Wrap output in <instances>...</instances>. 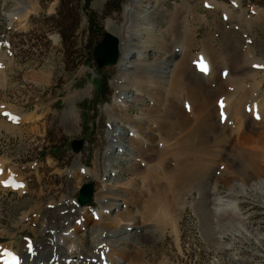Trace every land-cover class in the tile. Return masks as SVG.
I'll return each instance as SVG.
<instances>
[{"label": "rangeland", "instance_id": "374dc122", "mask_svg": "<svg viewBox=\"0 0 264 264\" xmlns=\"http://www.w3.org/2000/svg\"><path fill=\"white\" fill-rule=\"evenodd\" d=\"M106 1L93 0L91 9L98 14L105 34H111L122 44L127 28L126 10L133 0H125L120 13L110 16H104ZM181 1L144 0L140 7L139 13L149 14V18L156 12L168 17L175 13L174 18L181 23L186 19L190 22L188 28L192 32L187 38L182 36L184 39L168 38L174 44L164 53L175 54L174 64L166 85L159 88V98L163 99L158 98L151 105L157 110L155 114L138 109L145 104L138 102L132 87L125 104L128 107L121 113L114 111L123 115L116 124L125 128L116 134L126 141L132 136L133 126L126 125L125 116L143 113V117H148L145 127L149 124L159 132L146 144H136V159L120 153L116 170L106 172L109 135L116 127L110 123L107 110L114 106L118 95L113 83L120 79L123 53L120 52L116 66L98 69L94 62V69L84 64L90 35L88 22L83 18L76 35L78 56L66 60L59 33L51 31L45 19L56 14L59 0H0V186L5 185L2 182L9 176L16 185H5L10 191L0 187L1 246L13 244L15 251L20 244L25 246L29 242L35 246L45 224L59 221L58 217L48 215L44 222L46 212H57L60 205H77L80 188L93 183L95 194L91 203L75 206L88 214V231L80 233L87 246L92 243L91 229L97 227V219L91 215L98 214L102 210L100 205H104L97 200V194H107L108 185L124 198L139 221L140 228L135 229L139 235L137 242L127 244L124 250L125 264H264V187L256 186L257 180H264V0H216L220 7L208 0H188L191 10ZM16 12L22 17L10 25L7 16ZM141 22L143 30L153 24L151 19ZM142 29L140 36L144 41L147 33ZM152 34L148 33L149 38ZM206 43L211 44V49ZM200 53L213 62V74L196 69ZM251 56L261 62L258 69L250 64ZM177 62L184 64L174 69ZM174 73L180 82L176 78L171 81ZM105 81L109 103L98 99L100 84ZM255 93L259 94L257 104L250 105L248 100ZM238 97V121H234L227 109L229 102ZM83 102L85 108L80 107ZM261 114L263 120L254 119ZM201 119L204 126L198 127ZM80 140L84 146L75 154L71 144ZM242 150L255 157L239 155ZM252 164L259 170L248 167ZM79 165L97 169L99 179L76 171ZM239 184H253L254 188L228 196L231 186L237 188ZM213 197L236 201L240 214L225 215L233 226L227 229L220 248L217 238L210 239L203 232L206 218L201 208L209 203L213 207ZM34 206L37 208L31 212ZM151 207H155L161 220L146 216ZM76 224L82 225L78 221Z\"/></svg>", "mask_w": 264, "mask_h": 264}, {"label": "bare ground", "instance_id": "6f19581e", "mask_svg": "<svg viewBox=\"0 0 264 264\" xmlns=\"http://www.w3.org/2000/svg\"><path fill=\"white\" fill-rule=\"evenodd\" d=\"M142 3H144V0H133L130 7L126 10L127 11L126 12V20H127L126 27L127 28H126V30H124V32H125L124 42L120 45V52H122L124 55V57L122 58V60L119 63L121 76L119 77L120 79H118L117 81H115L113 83V87L118 92V95L116 97V102H115L114 106L109 107V109L107 110V113L110 116V123L115 124L116 127L114 128L113 133H110V135H109L111 146L107 150L106 156H105V167H104V169L106 172H108V170H110V171L116 170L115 165L121 159L120 153H126L125 157H129L131 160H134V159H136V157H138L136 144L138 142L139 143L142 142V143L146 144L147 141H150V140H152V138L157 136L156 132L157 131L159 132V130L155 129V127L150 128L149 124L145 127V124L148 122V120H147L148 117H143L142 116L143 113H141L142 115L137 116V117L125 116L124 119H126V125L132 124V126H133L132 136L129 137V139H127V141H126V138H124L122 135L118 136L119 133H121V131H119V129H123L125 127L117 126V124H116L117 118L120 119V117H122L123 115H119V113H121V111H124V109H126L128 107L125 104L128 102L127 99L129 98L128 95H129V88L130 87H132L133 90L136 91V93H137L136 99L138 100V102L145 104L144 107L139 106L138 109L141 110V112H145V111H151L152 112L153 111L154 112L153 115L155 114L156 109L151 107V105H152L153 101L155 103L156 99L159 98L160 92H161V89L159 90V88L166 85L168 73L170 72V68L174 64L173 58L175 57V54L173 52L172 53H164V51L166 49H168V46L174 44V42L172 41L173 42L172 43L168 38H170L171 36L172 37L177 36V38L185 36V38H187L186 35H188L190 32H192V30L189 32L188 26L190 25V22L185 18L186 16L184 17V20L185 19L186 20L183 23H181L176 18H174V15H176L175 13L170 14L169 17L166 16V14L162 15V14L157 13V12L153 13V15L150 14L151 15L150 18L148 17L149 14L145 15V13H144V15H141V13H139V10H140ZM181 3L186 5L188 3V0H182ZM208 3L212 4L214 6H216V5L219 6L218 2L216 0H211V1L208 0ZM188 4L186 5V8L191 10V8ZM25 8L27 9L28 7H24L23 9L25 10ZM223 11H226V9L223 8ZM152 12H154V11H152ZM20 14L21 13H19V12L9 14L7 16L9 24L10 25L15 24V22L19 21V19H21L19 17H22ZM24 17H25V14L23 15V18L21 21L24 20ZM147 19L148 20L151 19L153 24H149V22H148L149 25L147 26L146 25L147 22H144L146 25L145 26L146 28L143 30L141 27V26H143V24H142L143 22H141V21L142 20L148 21ZM164 24L166 25V29L164 28L165 27ZM140 28L142 29V31H145L144 34L147 33V37H145L144 41L141 40V36H140L141 35L140 30L141 29ZM158 28H159V30H155ZM161 29H165V30L162 31ZM149 32H151V33L153 32V34L150 38L148 36ZM190 39H191V35H190ZM187 41H188V39H187ZM184 42H186V40ZM206 45H207V43H206ZM207 46H209L211 49V44L210 45L208 44ZM138 49H140V51L136 52V50H138ZM180 49H182V48H180ZM133 52L137 53L135 59H133V56H132ZM204 55L202 53H200L198 55L199 58H197L198 60L196 62L197 63L196 69H198V72H200V73H204L207 71V72H211L213 74V72H215V71H213V65H212L213 62L211 63L210 58L208 56H206V55L204 56ZM175 64H176V66L174 67V69L175 68L179 69L182 67V65L184 63L183 62H181V63L177 62ZM202 64L206 65L205 71H202L200 69V66ZM250 64H253L252 65L253 69H258L260 67L261 62L256 61L255 57L251 56ZM235 67H236V65H235ZM248 67H249V65H248ZM261 69H263V68H261ZM175 73H176V70H175ZM175 73L173 74V78H171V81L176 78ZM131 79H134V80L131 81ZM121 80H125V81L121 82ZM177 80L179 81L180 79H177ZM185 82L186 81H184V84H185ZM176 83L178 84V82H176ZM178 85L176 87H178ZM258 95L259 94H256V93L251 95L250 100H248L250 103L249 102L248 103L250 105L257 104ZM160 99H163V98H159V100ZM159 100H158V102H159ZM239 101L240 100L238 97V98H236L235 101H231L228 104L227 112H228L230 118L233 119L234 121H238V118H236V116H235V111H236V106L238 105ZM154 107H156V106H154ZM240 107L238 108V111H240ZM116 110L117 111L119 110L118 114L116 112H114ZM13 113H15V112H13ZM114 113H116L117 115ZM211 113L213 114V112H211ZM259 113H261V112H259ZM228 114H227V116H228ZM145 115L148 116L147 114H145ZM153 115H150L149 117H154ZM10 116H12V118H13V114H10ZM69 116H70V114H69ZM71 116L74 117V115H71ZM260 117L254 118V116H253V118L257 121L260 119L263 120L262 114L260 115ZM13 119H15V118H13ZM151 120H152V118H151ZM202 120L203 119H201L199 121L198 127L204 126L203 125L204 121L202 123ZM197 123H195V124L197 125ZM110 127H111V124H110ZM209 130H210V132L212 131L211 128ZM117 131H118V135L116 134ZM139 131L142 132L141 136L137 140H134L136 137H138ZM252 134L253 133L250 132V135H252ZM215 140H216V138H215ZM218 141H219V139H218ZM189 144H190V142H189ZM138 149L140 150V148H138ZM175 149H177V148H175ZM170 151H171V149H170ZM240 153L241 154H239V155L245 156L247 158L255 157L252 152L247 151V150H242ZM172 157H173V155H172ZM248 167L252 168L254 171L259 170V168L256 167V165H254V164H252ZM75 170L81 171V173H84V174L93 175L95 178L99 179V174L97 172L98 171L97 169H96V171H94L91 169L83 168V167H81V165H79L78 167L75 168ZM6 171H7V169H6ZM4 172H2V173H4ZM4 174H6V172ZM7 174H8V172H7ZM0 175H2V174H0ZM15 175H16V177L18 176L17 174H15ZM3 176L7 177L6 175H3ZM9 178H12V177L9 176ZM9 178L6 180H9ZM3 180H5V179H3ZM6 180L3 182L6 183L7 182ZM20 181H22V179ZM257 183H258V185H256V186H258V188L262 189L264 187V180H261V179L257 180ZM11 184H13L12 186H16L15 180H13V178H12ZM234 185H236V184H234ZM234 185H232L231 188L229 189V191H228L229 193H227L228 196L233 195L235 197V195L243 193L245 191V189L248 187L254 188L253 184L252 185L250 184L249 186L239 184L236 186L237 188H235ZM106 186L108 187V189L106 190L107 194H105L104 192H103L104 193L103 195L98 196V194H97V200L100 201V204L104 203V205H100V206H102V210L98 211L99 212L98 214L93 213L91 215V217H93V219H97L96 220L97 221V223H96L97 227L94 229H91L92 243H88V240H87L88 246L86 244H84L83 239H82V234H80V233H83L84 231L85 232L88 231V226H87L88 214L86 213V211L80 210L79 209L80 206L76 205V203H75V206L79 207L78 209L73 205H60L59 207L57 206V209H58V210H56L57 212H46V214L44 216V222H46L45 220H46L48 215L55 216L54 219L56 217H58L59 221H57L54 224L53 223L50 224L49 222L47 224H45V229H43L42 231H39L40 240L37 241V243L35 242L36 243L35 246L28 242L25 244V246L23 244H20L18 246V250L15 251L13 248V244L9 243L10 245H8V246H7V244H6V246L0 245V264H3V261L6 258H14L18 264L19 263H21V264H105V261L108 264H125L127 255H126V252L124 250H125V247H127L126 246L127 244H135L137 242L139 235H138V232L135 231V229L140 228L138 226L139 221L137 220L138 218L134 214V211L132 212L130 205H126L124 198L120 194H118V192L116 190H114V188L110 189L108 185H105V187ZM237 189H239V192H237L238 191ZM174 190H175V188H174ZM215 193H216V191H215ZM213 196H214V194H213ZM228 196L226 195L227 198H229ZM227 198L224 199L221 197H213L212 202H211L213 207H211V204L209 203L210 205L205 204L201 208V210L204 213V216L206 218V222H205L206 227L203 230L204 235L206 237H209L210 239L212 237L217 238L218 239L217 240L218 241V248L222 247L221 240L225 236L229 226L230 227L233 226V225H230V220L229 219L227 220L225 218L226 217L225 215L240 216L238 209H237V205H238L237 202L233 201L231 199H227ZM171 206L174 209L173 205H171ZM36 208H37V206H34L33 208H31V212H33ZM170 211H171V209H170ZM170 211H168V212H170ZM172 212H173V210H172ZM211 214L214 215L213 219L209 218V215H211ZM26 215H28V214H26ZM24 216H23V218L26 217V216L25 217ZM146 216L150 217V218H154L153 220H161L160 215L157 213V211H155V207H151L150 209H148ZM76 221H78V223H82V225L80 227L77 226ZM237 225L239 226V224H237ZM99 228H102V229H99ZM240 229H241V227H240ZM244 231L247 232V230L245 228H244ZM238 232L239 231H237V233ZM250 233H249V235H250ZM101 245L103 247L102 249H100ZM30 254H32L33 256ZM102 256H104L106 260H103ZM95 260H97V261H95Z\"/></svg>", "mask_w": 264, "mask_h": 264}, {"label": "trees", "instance_id": "16d2710c", "mask_svg": "<svg viewBox=\"0 0 264 264\" xmlns=\"http://www.w3.org/2000/svg\"><path fill=\"white\" fill-rule=\"evenodd\" d=\"M93 0H59L57 12L53 16L45 17L49 29L59 33L61 43L64 50L66 60H73L78 56L76 45V35L83 18L88 22L89 41L85 46L87 50L86 57H83L84 64L95 68L92 52L100 43L105 35L103 28L99 23V16L91 9ZM125 0H107L104 8V16H110L114 13H120ZM110 92L106 81L100 84L99 100L109 103L108 97ZM86 103L81 104V108H85Z\"/></svg>", "mask_w": 264, "mask_h": 264}, {"label": "water", "instance_id": "95a60500", "mask_svg": "<svg viewBox=\"0 0 264 264\" xmlns=\"http://www.w3.org/2000/svg\"><path fill=\"white\" fill-rule=\"evenodd\" d=\"M119 40L109 33H106L102 41L93 50V59L97 64L98 69H104L110 66H116L120 55ZM84 146L82 140L74 141L71 144L72 150L75 154H79ZM95 186L93 183L84 184L79 190L77 204L84 207L90 204L94 196Z\"/></svg>", "mask_w": 264, "mask_h": 264}, {"label": "crops", "instance_id": "0c3cea01", "mask_svg": "<svg viewBox=\"0 0 264 264\" xmlns=\"http://www.w3.org/2000/svg\"><path fill=\"white\" fill-rule=\"evenodd\" d=\"M1 188H2V186H0ZM3 189V188H2ZM6 190V189H5ZM7 190H9V189H7Z\"/></svg>", "mask_w": 264, "mask_h": 264}]
</instances>
